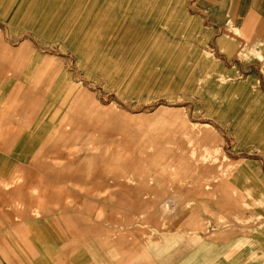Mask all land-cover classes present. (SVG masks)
<instances>
[{
	"label": "rangeland",
	"instance_id": "obj_1",
	"mask_svg": "<svg viewBox=\"0 0 264 264\" xmlns=\"http://www.w3.org/2000/svg\"><path fill=\"white\" fill-rule=\"evenodd\" d=\"M225 12L0 0V264H176L242 235L264 264V55Z\"/></svg>",
	"mask_w": 264,
	"mask_h": 264
},
{
	"label": "crops",
	"instance_id": "obj_2",
	"mask_svg": "<svg viewBox=\"0 0 264 264\" xmlns=\"http://www.w3.org/2000/svg\"><path fill=\"white\" fill-rule=\"evenodd\" d=\"M211 7L226 10V22L239 23L244 31V44L248 45L250 51L246 54L264 55V0H205ZM23 114V110L21 111ZM251 119L262 122L264 110L261 113H252ZM252 122V121H251ZM233 238L234 244H217L214 252L208 244H193L186 239L183 248L177 249V254L184 252L183 257L177 259L176 264H244V237ZM198 240V239H197ZM190 241V240H189ZM206 242V241H204ZM264 256V253L261 254ZM260 256V255H258ZM17 258L16 263H18ZM11 263L12 261H7ZM41 262L38 258V261Z\"/></svg>",
	"mask_w": 264,
	"mask_h": 264
}]
</instances>
